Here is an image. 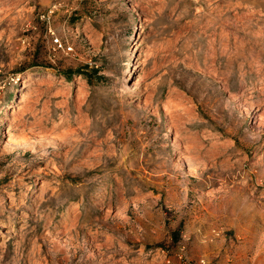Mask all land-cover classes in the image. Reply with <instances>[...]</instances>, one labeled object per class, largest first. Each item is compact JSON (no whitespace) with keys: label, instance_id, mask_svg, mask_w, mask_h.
Returning <instances> with one entry per match:
<instances>
[{"label":"rangeland","instance_id":"374dc122","mask_svg":"<svg viewBox=\"0 0 264 264\" xmlns=\"http://www.w3.org/2000/svg\"><path fill=\"white\" fill-rule=\"evenodd\" d=\"M200 258L264 264V0H0V264Z\"/></svg>","mask_w":264,"mask_h":264},{"label":"built area","instance_id":"2783aa9c","mask_svg":"<svg viewBox=\"0 0 264 264\" xmlns=\"http://www.w3.org/2000/svg\"><path fill=\"white\" fill-rule=\"evenodd\" d=\"M184 264H206V261L204 259L200 258V259L193 261V262H191V261L185 262Z\"/></svg>","mask_w":264,"mask_h":264},{"label":"bare ground","instance_id":"6f19581e","mask_svg":"<svg viewBox=\"0 0 264 264\" xmlns=\"http://www.w3.org/2000/svg\"><path fill=\"white\" fill-rule=\"evenodd\" d=\"M136 82H137V80H136ZM136 82H133V83L135 84ZM134 84H133V85H134ZM21 99H23V98H21ZM256 117H257V116H256ZM258 120H259V118H258ZM259 121H260V120H259ZM258 123H259V122H258Z\"/></svg>","mask_w":264,"mask_h":264}]
</instances>
